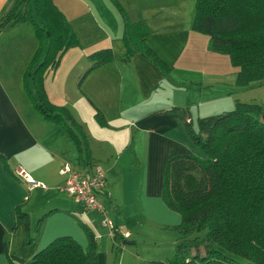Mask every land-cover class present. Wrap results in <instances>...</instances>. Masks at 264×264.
Here are the masks:
<instances>
[{
	"label": "crops",
	"instance_id": "obj_1",
	"mask_svg": "<svg viewBox=\"0 0 264 264\" xmlns=\"http://www.w3.org/2000/svg\"><path fill=\"white\" fill-rule=\"evenodd\" d=\"M13 1L0 0V17ZM54 1L63 6L59 7L80 43L68 48L59 65L47 71L45 89L52 102L67 106L83 125L90 162L85 166L79 161L77 146L66 128L41 116L25 91L23 72L37 45L34 32L27 23L8 28L21 31L26 39L25 43L0 42V151L18 176L9 173L0 160V264H10L5 242L9 253L24 259L63 234L72 235L85 248L88 237L81 221L97 236V264H111L118 256L120 240L100 222V212L83 211L71 195L59 189L65 179L59 173L64 161L81 172L89 171L95 162L104 165L107 186L99 198L106 213H102L130 230L121 248L135 242L138 257L142 253L137 242L140 233L134 234L133 227L141 223L139 213H144L140 210L147 209L150 218L151 212L166 218L169 225L181 220L180 213H173L162 199L163 172L171 152H189L195 145L183 123L168 109L189 105L200 112L219 109L224 103L234 106L239 98H234L235 92L247 86H236L237 67L229 55L209 50L208 36L192 28L195 0H118L132 21H143L148 27L147 44L171 67L167 77L139 52L129 59L123 57V20L112 0H70V10L63 0ZM102 47H112L116 58L84 75L92 63L88 55ZM15 51L14 57L9 54ZM97 108L105 116L104 125L95 117ZM206 114L211 113L203 111L199 116ZM20 168L45 186L27 183L18 175ZM140 179L143 189L138 190ZM66 196L73 200L74 209ZM38 202L37 218L55 210L45 219L38 238L25 244L24 227H14L15 206L23 203L33 230L36 220L31 211L35 208L31 207ZM143 252L147 259L164 258L151 256L146 247Z\"/></svg>",
	"mask_w": 264,
	"mask_h": 264
},
{
	"label": "trees",
	"instance_id": "obj_2",
	"mask_svg": "<svg viewBox=\"0 0 264 264\" xmlns=\"http://www.w3.org/2000/svg\"><path fill=\"white\" fill-rule=\"evenodd\" d=\"M112 1L123 20V57L139 52L169 76L170 65L146 42L145 23L132 21L121 3ZM20 23L30 24L37 38L23 72L25 91L41 116L66 128L79 161L87 166L91 151L83 125L67 106L50 100L44 84L47 71L59 65L68 48L79 45V37L54 0H14L0 17V32ZM192 28L209 36V50L229 55L237 67V87L264 82V0H195ZM88 56L92 63L84 75L117 54L112 47H102ZM168 112L183 123L195 148L175 150L166 159L162 199L181 220L174 226L178 231L174 253L151 259L152 264H264V100L237 98L229 109L199 116L197 128L189 105H173ZM95 117L100 124L107 123L98 108ZM0 160L16 175L1 151ZM54 210L41 214L32 230L23 203L15 206L14 227H24L25 244L38 238ZM81 223L88 237L85 248L63 234L24 259L9 253L5 242L10 264H97V236ZM114 237L123 243L121 234Z\"/></svg>",
	"mask_w": 264,
	"mask_h": 264
},
{
	"label": "rangeland",
	"instance_id": "obj_3",
	"mask_svg": "<svg viewBox=\"0 0 264 264\" xmlns=\"http://www.w3.org/2000/svg\"><path fill=\"white\" fill-rule=\"evenodd\" d=\"M62 2H63V4H65V6H67V8H69V10L71 9V1L70 0H63ZM59 6L61 8L63 7L62 5H59ZM27 25H29L31 31H33L31 25L28 23H27ZM204 34H206V33H204ZM83 36H84V34H83ZM24 39H26V37L19 30L13 31V29H7L3 33L0 34V42L19 43V42H24ZM208 39H209V36H208ZM27 41L28 40H26V42ZM36 41H37V38H36ZM11 47L12 46H10V48ZM28 48L30 49L31 45ZM9 51H10V49H9ZM17 53H18V51L9 52V54L13 57ZM235 93L236 94H235L234 98L239 97L242 100H246V101H263L264 100V82L250 83L249 87L247 86L246 88H243V90L241 92L236 91ZM232 105L233 104L227 105V103H224L221 105V107L219 109H199L200 112H198V109H190L191 115L193 118L192 123L197 128L198 127V117H199V115H201V112H203V111L207 112V113L220 112V111H223L225 108L233 107ZM139 185H140V188L138 190L143 189V183H142L141 179H140ZM139 200L140 201L142 200L141 191H139ZM66 202L68 205H71L74 209L73 200L69 196H66ZM39 204L40 203L38 202L37 204L32 205V207H31V208H35L33 211H31V212H34L32 214H33V217L35 218V220L37 218L36 210H38ZM146 210L145 209L140 210L144 213V214H141V212L139 213L141 216V219H139V220H141V223H139L138 225L133 227V230H134L133 233L134 234L135 233L137 234V232L140 233V238L137 242L140 246L139 248L142 250V253L138 257L136 256L135 242H131L130 244H125L124 249L121 248V245L120 246L117 245L120 247V249L118 251V256L115 258L113 257L111 264L112 263L113 264H119V262H125V264H152L151 259L144 258L142 255L143 253H145V252H143L144 247L148 248V250L151 251V256H155V257L171 256L174 253L175 242H173L172 240H174V238L178 235V231L174 227L176 225H172V223H170V225H169L167 222H170V221L165 220L166 218H164V217L163 218L154 217L152 215V212H151V218H150V216L146 212ZM97 211L100 212V214H101L100 222H102L105 219V215L100 210H97ZM172 211H174L173 213H176V214L178 213L175 210H172ZM153 214L155 216H158V214L155 212ZM177 215H179V213ZM130 217L134 218L133 216H130ZM122 229H126L124 225H122ZM123 245H124V243H123ZM126 245L128 246V249H127ZM121 255H122V257H124V259H119V256L121 258Z\"/></svg>",
	"mask_w": 264,
	"mask_h": 264
},
{
	"label": "built area",
	"instance_id": "obj_4",
	"mask_svg": "<svg viewBox=\"0 0 264 264\" xmlns=\"http://www.w3.org/2000/svg\"><path fill=\"white\" fill-rule=\"evenodd\" d=\"M59 173L65 175L59 189L71 195L80 209L100 210L106 213V207L99 198V193L107 186L106 169L102 163L95 162L89 171L81 172L75 169L70 161H64L59 168ZM18 175L32 186L35 184L45 186V183L35 181L23 168L18 170ZM102 223L109 227L113 237L116 233L121 234L123 238L131 234L130 230L122 229L108 216H105Z\"/></svg>",
	"mask_w": 264,
	"mask_h": 264
}]
</instances>
